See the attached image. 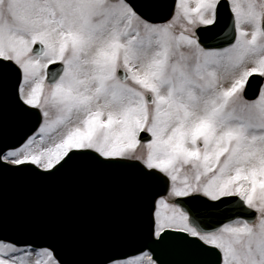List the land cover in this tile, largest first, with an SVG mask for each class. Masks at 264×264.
I'll use <instances>...</instances> for the list:
<instances>
[{
  "label": "snow or ice",
  "instance_id": "6c2138e0",
  "mask_svg": "<svg viewBox=\"0 0 264 264\" xmlns=\"http://www.w3.org/2000/svg\"><path fill=\"white\" fill-rule=\"evenodd\" d=\"M220 32L222 44L203 43ZM9 74L39 128L0 149V168H131L153 244L180 241L187 264H264V0H0ZM197 202L235 207L202 226ZM0 264L65 262L52 246L0 240Z\"/></svg>",
  "mask_w": 264,
  "mask_h": 264
},
{
  "label": "water",
  "instance_id": "95a60500",
  "mask_svg": "<svg viewBox=\"0 0 264 264\" xmlns=\"http://www.w3.org/2000/svg\"><path fill=\"white\" fill-rule=\"evenodd\" d=\"M225 39L220 32L203 43L222 44ZM56 68L49 66L51 71ZM14 82L13 74L0 77L3 151L10 148L5 145H20L39 125L35 116L17 108ZM30 167L32 171L19 172L0 168V239L16 245L52 246L65 264H94L107 255L121 259L145 249L160 264H187L194 258L176 239L153 244L155 237L149 238L142 211V188L133 169L97 170L72 164L48 175ZM159 190L163 191V185ZM234 207L233 203L216 209L197 202L189 216L202 226L214 224L232 215Z\"/></svg>",
  "mask_w": 264,
  "mask_h": 264
},
{
  "label": "rangeland",
  "instance_id": "374dc122",
  "mask_svg": "<svg viewBox=\"0 0 264 264\" xmlns=\"http://www.w3.org/2000/svg\"><path fill=\"white\" fill-rule=\"evenodd\" d=\"M38 128H39V125H38L37 129H36L32 134H30L29 136H33L34 133L38 131ZM58 135H59L58 132L53 133V134H52V135H51V136L45 141V145L50 144V143L52 142V140H54L55 138L58 137ZM34 139H35L37 142H39V136H34ZM26 140H27V139H26ZM26 140H25V141H26ZM25 141H24V142H25ZM24 142H23V143H24ZM22 145H23V144H22ZM22 145L18 146L17 148L21 147ZM33 147H35V145H34ZM9 150H13V149H9ZM9 150H7V151H9ZM7 151H5V152H7ZM3 242H5V243H9V242H6V241H3ZM17 247L25 248V247H27V246H17ZM31 247H32V246H31ZM33 248H36V247H33ZM140 254H141V253H140ZM140 254L133 255V256H131V257H127V258H123L122 260H127V259L132 258V257H138ZM33 259H34V258H33Z\"/></svg>",
  "mask_w": 264,
  "mask_h": 264
}]
</instances>
